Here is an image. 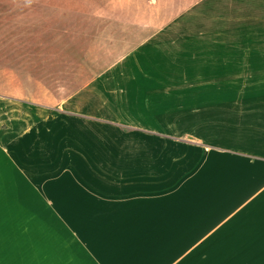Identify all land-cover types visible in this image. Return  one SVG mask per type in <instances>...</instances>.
<instances>
[{
    "label": "crops",
    "instance_id": "1",
    "mask_svg": "<svg viewBox=\"0 0 264 264\" xmlns=\"http://www.w3.org/2000/svg\"><path fill=\"white\" fill-rule=\"evenodd\" d=\"M19 1L49 33L91 19L97 69L68 93L0 72V264H264V147L166 133L190 129L171 126L177 99L209 97L178 84L216 80L169 62L198 55L172 36L191 32L152 24L155 0Z\"/></svg>",
    "mask_w": 264,
    "mask_h": 264
},
{
    "label": "rangeland",
    "instance_id": "2",
    "mask_svg": "<svg viewBox=\"0 0 264 264\" xmlns=\"http://www.w3.org/2000/svg\"><path fill=\"white\" fill-rule=\"evenodd\" d=\"M32 5L29 1L0 0V72L24 77V81L4 85L14 88L24 84L30 88L34 77L40 79L43 90L48 86L57 93H68L88 83L86 79L97 69L94 53L87 50L95 23L71 16L59 23L63 32L49 33L47 29L53 25L48 22L46 10ZM149 5L151 12H161L159 22L152 24L191 32L172 36L192 37L190 42L184 39L182 46L198 55L170 58L169 62L182 65L181 70L176 64L173 69L181 73L186 65L181 62L191 60V74L216 77L211 82L178 84L182 88L197 87L195 92H207L209 97L177 99L174 105L186 109L172 115L171 126L190 129H170L167 135L201 138L223 150L255 153L256 147H264V140L255 139L257 126L262 125L264 136V0H155ZM130 8H139V3ZM203 48L201 55L199 50ZM168 61H163L162 66ZM167 84L171 83H164ZM58 100L64 99H55Z\"/></svg>",
    "mask_w": 264,
    "mask_h": 264
}]
</instances>
